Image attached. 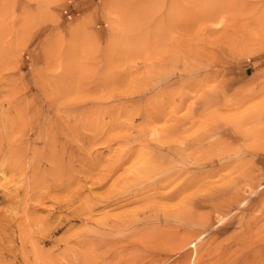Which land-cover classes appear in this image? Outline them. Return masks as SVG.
Returning a JSON list of instances; mask_svg holds the SVG:
<instances>
[{"label":"rangeland","instance_id":"rangeland-1","mask_svg":"<svg viewBox=\"0 0 264 264\" xmlns=\"http://www.w3.org/2000/svg\"><path fill=\"white\" fill-rule=\"evenodd\" d=\"M0 134V264H264V0H0Z\"/></svg>","mask_w":264,"mask_h":264},{"label":"bare ground","instance_id":"bare-ground-1","mask_svg":"<svg viewBox=\"0 0 264 264\" xmlns=\"http://www.w3.org/2000/svg\"><path fill=\"white\" fill-rule=\"evenodd\" d=\"M120 86H121V85H120ZM48 101H49V100H48ZM13 106H14V105H13ZM16 116H17V115H16ZM18 121H19V120H18ZM8 123H9V122H8ZM10 124H11V123H10ZM12 126H13V125H12ZM15 126H16V124H15ZM19 126H20V125H19ZM29 126H30V125H29ZM9 127H10V126H9ZM16 127H17V126H16ZM16 129H17V128L12 127V130L16 131ZM18 129H20V128L18 127ZM18 129H17V131H19V133H21L20 130H18ZM1 130H2V129H1ZM8 131H9V130H8ZM17 131H16V133H18ZM12 132H13V131H12ZM12 132H11V133H12ZM0 135H1V134H0ZM12 135H13V134H12ZM21 136H22V135H21ZM7 137H8V136H7ZM1 140H2V139H1ZM3 140H4V139H3ZM14 141H15V140H14ZM21 141H23V140H21ZM3 145H4V144H3ZM15 145H17V144H15ZM10 146H11V144H10ZM2 147H3V146H2ZM4 147H5V146H4ZM8 148H9V146H8ZM33 149H34V148H33ZM2 151H3V150H2ZM1 155H2V154H1ZM4 155H5V154H4ZM7 157H8V155H7ZM10 158H11V157H10ZM10 158H9V159H10ZM11 159H12V158H11ZM15 159H16V158H15ZM20 159H21V158H20ZM12 162H13V161H12ZM15 162H16V161H15ZM19 163H20V162H19ZM7 164H8V163H7ZM17 164H18V163H17ZM157 164H158V163H157ZM52 165H53V164H52ZM62 165H63V164H62ZM9 166H10V165H9ZM14 166H15V165H14ZM17 166H18V165H16V167H17ZM54 166H55V165H54ZM92 168H93V167H92ZM8 169H10V170H15L14 167H10V168H8ZM50 173H51V172H50ZM6 177H7V176H6ZM13 177H14V176H13ZM24 179H25V178H24ZM24 181H25V180H24ZM28 181H29V180H28ZM166 182H167V181H166ZM12 183H13V182H12ZM170 183H171V182H170ZM13 184H14V183H13ZM4 189H5V188H4ZM19 190H20V188H19ZM46 193H47V192H46ZM174 194H175V193H174ZM20 195H21V194H20ZM21 201H22V200H21ZM28 201H29V200H28ZM201 223H202V222H201ZM167 229H168V228H167ZM164 250H165V249H164ZM156 253H157V252H156ZM187 256H188V255H187ZM193 258H194V257H193Z\"/></svg>","mask_w":264,"mask_h":264}]
</instances>
